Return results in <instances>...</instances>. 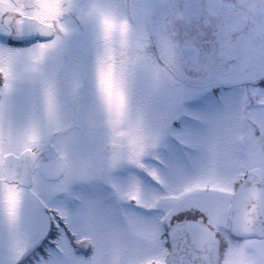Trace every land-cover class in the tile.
<instances>
[{"label": "snow or ice", "instance_id": "snow-or-ice-1", "mask_svg": "<svg viewBox=\"0 0 264 264\" xmlns=\"http://www.w3.org/2000/svg\"><path fill=\"white\" fill-rule=\"evenodd\" d=\"M0 264H264V0H0Z\"/></svg>", "mask_w": 264, "mask_h": 264}]
</instances>
